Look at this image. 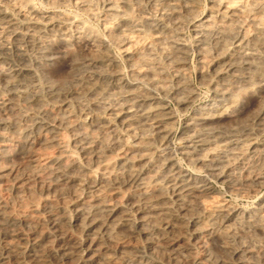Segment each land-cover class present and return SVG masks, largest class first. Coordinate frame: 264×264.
I'll return each mask as SVG.
<instances>
[{
  "label": "bare ground",
  "instance_id": "obj_1",
  "mask_svg": "<svg viewBox=\"0 0 264 264\" xmlns=\"http://www.w3.org/2000/svg\"><path fill=\"white\" fill-rule=\"evenodd\" d=\"M42 1L0 0V264H264V0Z\"/></svg>",
  "mask_w": 264,
  "mask_h": 264
},
{
  "label": "rangeland",
  "instance_id": "obj_2",
  "mask_svg": "<svg viewBox=\"0 0 264 264\" xmlns=\"http://www.w3.org/2000/svg\"><path fill=\"white\" fill-rule=\"evenodd\" d=\"M32 2H33V4L36 6V8H38V9H40V10H47V11H58V12H61V13H68V14H77L76 13V10H75V8L73 7V6H67V7H65V8H56V7H54V6H51V5H47V4H45L42 0H32ZM38 2V3H37ZM42 8V9H41ZM74 9V10H73ZM64 10V11H63ZM79 16L80 17H82L83 19H85L86 20V16L84 15V14H79ZM88 24L94 29V30H98L99 29V23L97 22V21H93V20H90V21H88ZM60 68H62V65H60L59 66ZM58 67V69L57 70H60V68ZM200 92H201V94H200V97L197 99V101L195 102V104H194V106L193 107H191L190 109H188V111L187 112H185V113H178L177 114V116H178V119H179V121H178V123H177V125H176V129L177 130H180V128H181V124H182V122H183V120L191 113V111H192V109L196 106V104L197 105H200V104H202V103H204L207 99H208V89L207 88H205V87H201L200 88ZM252 102V103H251ZM251 103V104H250ZM254 103V101L253 100H251L250 102H249V104L250 105H252ZM249 105V106H250ZM181 165L183 166V167H188V165L187 164H185V163H183V162H181ZM187 165V166H186ZM216 185H218V186H216ZM215 186L216 187H218V188H223L222 187V185H220V184H216ZM264 196V187L263 188H261L260 190H259V192H258V194L256 195V196H262V195ZM231 198V199H230ZM226 199L228 200V201H231V202H233V203H235V204H237V205H239V206H241V207H244V208H247V207H250L251 205H252V203H253V201H254V199L255 198H250V199H235V198H233V196H231V195H226ZM232 200H234V201H232ZM248 201V202H247ZM250 201V202H249ZM245 204H247V205H245Z\"/></svg>",
  "mask_w": 264,
  "mask_h": 264
}]
</instances>
